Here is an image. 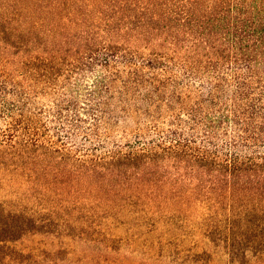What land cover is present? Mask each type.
Instances as JSON below:
<instances>
[{"label":"trees","instance_id":"1","mask_svg":"<svg viewBox=\"0 0 264 264\" xmlns=\"http://www.w3.org/2000/svg\"><path fill=\"white\" fill-rule=\"evenodd\" d=\"M124 241L264 261V0H0V264Z\"/></svg>","mask_w":264,"mask_h":264},{"label":"rangeland","instance_id":"2","mask_svg":"<svg viewBox=\"0 0 264 264\" xmlns=\"http://www.w3.org/2000/svg\"><path fill=\"white\" fill-rule=\"evenodd\" d=\"M121 228V226L119 227ZM122 230L121 231H117L116 233L118 235H122L124 237H128L130 236V231H125L123 228H121ZM150 236V235H148ZM64 242H63V241ZM40 241V243L38 244L37 242ZM73 240L69 239V238H62V237H55V236H52L51 234H47V235H43V236H27V237H24V239L21 241V243L18 245L19 248H22V249H28V247H31L33 245H35V247H41V245L43 247H45L47 249V251L50 249L52 251H54L55 249H57L56 247H58L57 245H60L62 243H69V244H75L74 242H72ZM129 241H124V243H121L122 247L120 248V252H117L119 253V255H117V258H120V259H123L127 262V264H146V262H139L140 259L139 256L140 254L136 255L135 257H131V255H128L127 253V247L130 245L128 243ZM50 250L49 252L46 254V255H43L44 257H46V261L48 259H52V263H54V261L56 260L57 262H62L61 261V258L65 259L66 257V253H54V255H50ZM146 252V250H145ZM147 253V252H146ZM53 254V252H52ZM70 257V256H69ZM71 258V257H70ZM211 263L210 264H221V261H219V258L217 257V255H215L213 257V259H211ZM66 261V260H64ZM102 264H108L106 262L103 261ZM148 264H151L150 262H148ZM252 264H264V261L263 262H255V263H252Z\"/></svg>","mask_w":264,"mask_h":264}]
</instances>
